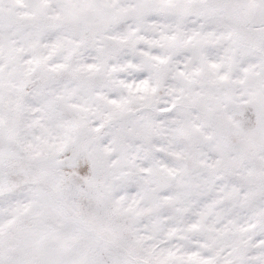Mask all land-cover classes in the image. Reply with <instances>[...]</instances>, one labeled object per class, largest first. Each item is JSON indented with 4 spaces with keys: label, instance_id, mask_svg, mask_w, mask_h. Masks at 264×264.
I'll return each instance as SVG.
<instances>
[{
    "label": "snow or ice",
    "instance_id": "6c2138e0",
    "mask_svg": "<svg viewBox=\"0 0 264 264\" xmlns=\"http://www.w3.org/2000/svg\"><path fill=\"white\" fill-rule=\"evenodd\" d=\"M0 264H264V0H0Z\"/></svg>",
    "mask_w": 264,
    "mask_h": 264
}]
</instances>
